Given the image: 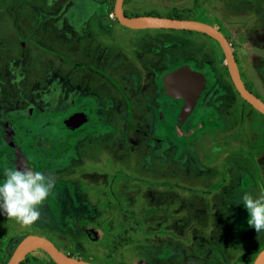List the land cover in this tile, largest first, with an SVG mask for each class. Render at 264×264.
<instances>
[{
    "label": "rangeland",
    "instance_id": "rangeland-1",
    "mask_svg": "<svg viewBox=\"0 0 264 264\" xmlns=\"http://www.w3.org/2000/svg\"><path fill=\"white\" fill-rule=\"evenodd\" d=\"M109 1L110 13L112 0ZM103 4L104 0H0V97H4L12 117L23 115L20 105L25 100L58 101L68 106L70 98L81 95L83 98L87 93L95 99L103 98L104 107L109 108L106 114L115 128L123 129L131 108L134 110L131 123L148 129L150 112L142 96L139 101L135 96L139 80L135 78V87L133 82L128 84L134 87L131 95H122L119 92L122 83L116 87L102 72L108 73L122 64L127 72L146 75L150 73L148 57L154 66L162 61L163 55L185 51L199 62L205 60L211 65L215 82L231 94L230 99L223 97L222 108L225 112L229 108L238 109L234 124L254 130L248 143L255 158V164H249L253 179L235 167L231 185L229 182L226 187L218 186L220 180L213 175L215 172H204V167L212 159L216 162V156L221 157L229 147L220 146L205 161L197 141L196 148H183L186 137L176 135L174 128L180 105L169 99L170 110L166 106L164 115H152L151 124L158 137L167 135L172 144L153 141V157L136 150V140L143 139H135V133L130 134L128 144H123L116 133L87 132L83 128L78 138L73 133L58 142L56 150L47 154L52 158L58 152V156L44 171L55 179V187L40 208L39 219L30 226H21L14 219L0 216V264L8 262L19 241L28 234L43 235L65 253L91 264H200L198 258L203 259L202 264H252L264 247V231L258 235L248 225L247 209L237 202L244 192L264 191V115L238 96L229 79L224 55L212 37L186 29L120 30L126 46L134 44L142 49L133 51L138 60L134 55L132 60H124L127 55L123 52L128 49L117 46L120 45L117 30L123 27L112 13L110 17L114 20L109 22ZM123 6L141 15L186 13L196 20L206 18L203 20L227 33L232 46L238 48L236 55L243 79L264 96V74H258L262 66L256 63L257 57L264 58V0H125ZM138 35L145 39H138ZM203 108L191 113L183 127L185 134L189 128L195 133L200 129L190 125L195 123L191 122L193 117L211 112V108ZM239 109L244 113L242 116ZM207 117H202L205 124ZM64 132L68 131L54 129V139H61ZM216 136L222 137V143L227 141L221 132ZM45 137L50 138L38 136L33 140L42 146ZM205 138L208 148L211 140L208 135ZM15 139L23 145L26 138L16 134ZM7 143L0 137V179L7 167L6 155L13 156ZM24 145L22 149L31 163L47 161L33 147ZM213 147L211 144L209 150ZM105 159L110 163L104 164ZM12 162V167H17ZM149 164L153 169L147 167ZM129 171H136L141 177V181H132L138 187L140 184L137 196L131 197L141 204L136 212L119 210L114 205L118 194L102 191L105 180L110 178V182L115 173ZM239 176H242L240 184ZM146 180L153 187L143 182ZM252 183L254 187L250 190L244 188ZM225 189L226 199L220 200L218 196ZM245 231L249 236H240ZM201 251L208 255L201 257ZM29 254L35 257L34 263L49 259L42 249Z\"/></svg>",
    "mask_w": 264,
    "mask_h": 264
},
{
    "label": "flooded vegetation",
    "instance_id": "flooded-vegetation-1",
    "mask_svg": "<svg viewBox=\"0 0 264 264\" xmlns=\"http://www.w3.org/2000/svg\"><path fill=\"white\" fill-rule=\"evenodd\" d=\"M125 1V0H124ZM110 3V2H109ZM124 4V3H123ZM113 6L114 3L112 5V11L109 13H105L106 18L109 20V22H113V20L115 19V21L117 23H119L117 21V19L114 16V19H112V17H110L111 13L113 14ZM123 12L126 16H139L141 14H137L133 11H129L126 10L123 6ZM114 15V14H113ZM144 15H151V14H144ZM202 15V14H199ZM153 16V15H151ZM169 17V16H168ZM174 18H187V19H195L192 18L188 15H186V13L181 16V17H174ZM208 18V17H207ZM197 19V18H196ZM195 19V20H196ZM203 18L201 17V20L198 21H202L205 23H208L210 25H212V23L208 22V21H204ZM120 24V23H119ZM121 25V24H120ZM123 27V29L118 27L117 30V35L120 36V41L119 44H117V46L119 47H125L128 49V51H125L123 53H126L127 57L126 58H122V59H128L129 61L132 60V56L134 55L136 50H140L142 51V49L137 48L134 44H131L130 47L125 43H123V37L122 34L120 33V30H122L123 32H126L127 30L129 31L132 28H127L124 25H121ZM214 26V25H213ZM229 26V25H228ZM216 28H218L217 26H215ZM230 27V26H229ZM231 28V27H230ZM143 29H147V28H143ZM228 39L231 48L233 50V54L235 56L236 62L238 64V68L240 71V67H239V63H238V59H237V55H236V51L238 50V48H234L232 46V43L230 41V39L227 36V33L223 30H221V28H218ZM152 36V35H150ZM129 37V36H128ZM138 39H145L142 35H138ZM127 44H128V40H127ZM218 44V43H216ZM219 45V44H218ZM220 47V45H219ZM220 50L222 51L221 47ZM121 51V50H120ZM131 51V53H130ZM134 51V53H133ZM139 52V51H136ZM148 55V51L145 52ZM223 53V52H222ZM119 54V51L117 53V56ZM131 57V58H128ZM136 56V54L134 55V57ZM136 59L138 60L137 56ZM149 59V60H148ZM147 59V65L150 69V73L146 74V75H135L133 72L128 71L127 72V67H124L122 64L121 66H114L112 69L108 70V73H105V71L102 72L104 78L108 79L109 81H111V83H113L116 87L119 88V84H125L127 86H124L122 84H120V93L122 95H131L132 91L134 87H135V78H137L139 81L137 82V89L135 92V96L137 98V100H140L139 96H142L143 98V102L145 107L147 108V111L150 112V116L151 119L148 123V129H144V127L142 125H137V123H131V114L134 112L133 109H129L128 113H126V117L124 119L125 123L123 126V129L119 130L117 128H115V126L113 124H111L110 119L108 117V115L106 114V109L109 110V108L104 107V102H103V98L102 97H97V99L92 98L89 94L85 93L84 97H87L89 99L88 104H86L87 106L84 107V111H88L91 114V120L87 122V128H84V130H87V132H94L93 130H100L102 133H116L117 135H119L121 137V139H119L121 141V143L123 144H128L131 136V133H135L136 137H134L135 139L141 138L143 139L142 141L140 140H136L135 143H137V151L140 152L142 155L148 154L149 157H153V141L157 142V143H161L166 141L167 143H169L168 145L172 144L169 141H172V138L167 136H164V138L158 137V135L155 134V127L153 128V125L151 124V122L153 121V116L154 117L156 115L161 116L164 115L165 113V107L167 106V109H169L168 106L171 105V102L169 104V97L166 95V92L164 90V86H163V82H162V78L163 76L169 72L170 70L179 67L183 64H188L191 69L193 70H198L201 71L205 74V76L207 75V82H206V89L202 92V94L200 95L197 104L195 106V109H193V112L196 110H198V108H203V107H209L211 108V112L208 114H202L199 115L197 117H193L191 119V122H195L194 124L190 125V126H198L200 129L195 133L194 129H188L186 134L183 131V127L189 122V118L191 117L188 116V118L186 119V121L180 125L177 122L176 118V122L174 124V128H175V133L176 135L183 136L186 137V141L182 142V146L183 148H196L195 146V142L197 141L199 144L197 145L198 149L201 151V157L203 159V161H205L206 159H208L210 156H213L217 149L219 150L222 146L224 145L226 147V145L228 147L232 146L233 149H227V151L225 153H223V155H221V157H217L216 156V162L215 160L212 162H206V167H204V172L206 170H210V172L213 170L215 173L213 175H217L216 177L219 178L220 182L218 183V186L220 187H226L229 185H231V181L233 179L232 177V173H233V169L236 167V170H239V168L242 169V175H247L250 178L252 177V173L250 172V169L248 167L249 164L253 165L255 164V158L253 155L250 154V150H248V143L249 141L251 142V138L252 135L251 133L254 131L250 128H247L244 125H240V124H234L236 122H234V118L237 115L238 109H234L233 111H230L229 108L228 111L223 110L222 106L224 105V101H223V97L226 98H231V94L228 92V90H223L221 87V84H219L218 82H215V77L214 74L212 72V67L209 64H206L205 60H200V62L193 56L189 55L187 52L182 51V52H177V54L174 53H169L166 55H163V59L162 61L153 66V61L148 57ZM252 61L253 58L251 57ZM256 60V58H254ZM260 61V62H259ZM124 62V61H123ZM114 63V62H113ZM257 65L262 66L261 71H258V74L261 76L264 70V58L263 57H257ZM80 65V64H79ZM111 67V66H110ZM262 72V73H261ZM240 75L241 78L245 84V86L254 94L256 95L259 99H261L264 102V96L260 95L258 92H256V90H254L253 88H250L248 82L246 80L243 79L241 71H240ZM230 79V76H229ZM120 81V82H119ZM231 81V79H230ZM134 87L132 88L131 85L129 86L128 84L132 83ZM232 82V81H231ZM233 85V83H232ZM130 87V88H129ZM234 87V85H233ZM234 90L236 91L235 87ZM237 92V91H236ZM238 93V92H237ZM81 96H75L74 98H70L68 101V106H65V104L61 105L59 104L58 101L52 102V101H48V100H25L20 106L22 107V109L24 110L23 115H19L18 117H12V115L10 114L11 111L8 110L7 105L5 106V102L3 100L4 97H0V137L2 138V140L8 142V146L11 148V152L13 154V156H11V154L6 155V163H7V167H12V160H14V162L16 163L17 167L23 168V167H34L36 170L42 171L44 173V171L46 170L45 168H49L47 165L51 163V161L53 159H55L58 156V152H56L54 157H48V153L50 150V148L52 149V140L51 138H47L45 137V139H43L42 142V146H38L36 144V140H32L30 142V146L33 147L35 149L36 152H38V154L40 156H42L41 158H45L47 161H45L44 163H31V161H29L30 159H28V157L26 156V153L24 152V150L22 149V145L19 144V142L15 139L16 138V132H15V127L13 126L14 123L18 120H22V119H27L34 111H39V112H55V111H64L68 108H70L71 106H73L75 100H77L78 98L82 97ZM238 96L240 97L239 93ZM126 98H128L126 96ZM233 99V98H232ZM231 99V102H232ZM100 101V102H98ZM182 101V100H181ZM131 102V101H130ZM238 99L236 100V103H238ZM246 102V101H245ZM174 104H180V102H177V100H175L173 102ZM247 103V102H246ZM4 104V105H3ZM248 104V103H247ZM250 107H252L250 104H248ZM241 108V107H240ZM253 108V107H252ZM205 108H203L204 111ZM170 110V109H169ZM168 110V111H169ZM237 111V112H236ZM240 111V115L242 116L244 113L242 112L241 109H239ZM105 113V115H104ZM208 116L207 117V124H205L204 120L202 119L203 116ZM149 120V119H147ZM227 120V121H226ZM229 121V122H228ZM96 126H103V128H94ZM83 129H78L76 130V132H74L75 136L78 138V136L83 133L82 131ZM134 131V132H133ZM221 132L223 134V137L225 139H227V142L225 143V141L222 143V137L219 139V137L216 136V133ZM140 134V135H139ZM206 135H208V137L210 138L211 142L210 145L207 146L205 145L206 142ZM18 136V135H17ZM168 140V141H167ZM77 142V140L75 142H73L74 144ZM94 146L96 147L97 143L94 142ZM166 143V144H167ZM74 144H72V147H74ZM103 144V142L101 143V145ZM211 144H214V147L212 150L210 149ZM38 147H37V146ZM251 146V143H250ZM72 147H69L68 149L72 150ZM0 148H2V146L0 145ZM43 153V154H42ZM231 153V155L234 154H239L242 156V159L245 162L246 166L241 164V162H239L237 160V158H235L234 156H229L228 160L229 162L226 163V159H227V155ZM249 153V154H248ZM234 157V158H233ZM51 158V159H50ZM49 159V160H48ZM104 164H108L110 162H108L107 159L104 160ZM92 162H96L95 160ZM240 163V164H239ZM216 164H218L216 166ZM152 165V164H151ZM149 164V166H147L150 170L153 169L151 168V166ZM196 166H199V164L195 163ZM201 167L204 166L202 163H200ZM146 166V165H145ZM211 166H216V169H211ZM92 172V170H91ZM119 175L115 178L112 177L113 180H105L104 184L105 189L103 188L102 191H108L111 192V194L115 195V193L118 194V197L116 198V201L114 200V205L116 207L119 208V210H128V211H133L136 212L137 210H140V206L141 204L137 203L135 199L131 198L133 195L137 196V191H139L140 189V184L139 187L138 185H136L135 183H133L132 181L135 180H140L141 181V177L137 175V172L135 171L134 173H132L131 171L127 172V173H115L114 174ZM210 177V175H208ZM105 179V177L103 178ZM239 179V184L242 183V176L238 177ZM144 183H146V185L152 186L150 181H143ZM250 186V188H249ZM103 187V186H102ZM153 187V186H152ZM254 187V184L252 183V185H248L245 186L244 188H248V190H250L251 188ZM116 189V190H115ZM115 192V193H114ZM204 191H201L200 193L202 194ZM102 193V192H101ZM226 189L223 193L219 194L218 198L221 199H226ZM47 202V201H46ZM107 202V201H106ZM227 208L229 205H226ZM230 207V206H229ZM126 212V211H124ZM126 217V214H125ZM248 231L242 232L240 234V236L243 237H248L249 234H247ZM246 234V235H245ZM195 237V235H194ZM204 238V237H203ZM242 239V237H241ZM244 239V238H243ZM201 257H205L207 256V252H200ZM203 259L198 258V262L202 264L203 261H201ZM193 263V262H191Z\"/></svg>",
    "mask_w": 264,
    "mask_h": 264
},
{
    "label": "water",
    "instance_id": "water-1",
    "mask_svg": "<svg viewBox=\"0 0 264 264\" xmlns=\"http://www.w3.org/2000/svg\"><path fill=\"white\" fill-rule=\"evenodd\" d=\"M123 3L124 0H114L113 14L117 21L126 27L132 29H186L202 32L212 37L222 49L228 74L236 91L240 97L264 115V102L245 86L231 45L226 36L218 28L195 19L155 15L126 16L123 12ZM162 82L166 95L170 99L178 98L183 101L177 115L178 124H183L184 120L195 108L200 95L206 89L207 75L205 76L203 72L191 69L188 64H183L167 72L163 76ZM88 102L89 99L87 97H80L75 100L73 106L61 112L34 111L27 119L18 120L14 123L15 132L17 135L26 138L23 142L26 145H23H28L29 148H31L30 142L34 138L49 136L52 138L53 146L51 152L53 153L56 150L55 145L64 140L66 136L73 134L78 129L87 128V122L91 120V114L83 109L87 106ZM58 117H60V120ZM36 125L38 126L36 127ZM61 128L66 129L68 132H64L65 135L61 139H54L56 136L54 129ZM94 128H103V126H96ZM26 156L30 159L27 152ZM44 160L46 159L44 158ZM37 161H41V159L39 160L37 157ZM35 249L44 250L55 264H91L65 253L50 239L38 234H28L22 238L5 264H20L26 255ZM252 264H264V247L257 253Z\"/></svg>",
    "mask_w": 264,
    "mask_h": 264
},
{
    "label": "clouds",
    "instance_id": "clouds-1",
    "mask_svg": "<svg viewBox=\"0 0 264 264\" xmlns=\"http://www.w3.org/2000/svg\"><path fill=\"white\" fill-rule=\"evenodd\" d=\"M0 179V216L30 226L40 215V208L53 194L55 179L34 167H5ZM248 212V225L259 235L264 231V191L244 192L237 204Z\"/></svg>",
    "mask_w": 264,
    "mask_h": 264
},
{
    "label": "crops",
    "instance_id": "crops-1",
    "mask_svg": "<svg viewBox=\"0 0 264 264\" xmlns=\"http://www.w3.org/2000/svg\"><path fill=\"white\" fill-rule=\"evenodd\" d=\"M109 2H110L109 0H104V4H103V5H104V10H105L104 13H108L107 11H108V7H109ZM153 16H154V15H153ZM173 100H177V102H180V104H179L180 107L182 106L183 101H181V99L173 98ZM177 104H178V103H177ZM180 107H179V109H180ZM194 109H195V108H194ZM192 112H193V111H192ZM192 112H191V113H192ZM178 113H179V111H178ZM191 113L189 114V116L191 115ZM177 118H178V117H177ZM187 118H188V116H187ZM187 118H186V119H187ZM186 119L184 120V122L186 121ZM177 122H178V119H177ZM184 122H183V123H184ZM180 125H182V124H180ZM226 142H227V141H225V143H226ZM208 145H210L209 142H208ZM229 148L231 149V148H233V147L230 146ZM229 148H228V149H229ZM248 152H250V151H248ZM231 156H241V155H239V154H234V153H233ZM228 157H229V154L227 155V159H226L225 161H228V159H229ZM233 158H234V157H233ZM235 158H237V157H235ZM237 160H238L239 162H241V164L246 165V164H245L246 161H244L242 158H241V159H240V158H237ZM243 161H244V162H243ZM239 164H240V163H239ZM250 165H251V164H250ZM248 167H249L250 172H251V171H252L251 166L248 165ZM252 179H253V178H252ZM253 184H254V183H253Z\"/></svg>",
    "mask_w": 264,
    "mask_h": 264
},
{
    "label": "trees",
    "instance_id": "trees-1",
    "mask_svg": "<svg viewBox=\"0 0 264 264\" xmlns=\"http://www.w3.org/2000/svg\"><path fill=\"white\" fill-rule=\"evenodd\" d=\"M113 3H114V0H112V5H113ZM164 16L181 17V16L166 15V14ZM117 241H120V240H117ZM117 244H119V243H116L115 245H117ZM69 255H71V254H69ZM35 260H36L35 257H32L30 254H27L26 257L24 258V260L20 264H55L50 258L47 259V260H41V261H39V263L38 262L37 263H34Z\"/></svg>",
    "mask_w": 264,
    "mask_h": 264
}]
</instances>
